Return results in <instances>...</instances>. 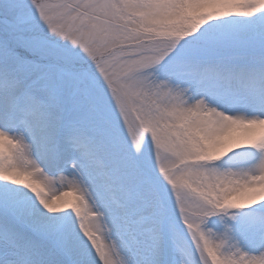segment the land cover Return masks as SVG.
<instances>
[{"label":"snow or ice","instance_id":"6c2138e0","mask_svg":"<svg viewBox=\"0 0 264 264\" xmlns=\"http://www.w3.org/2000/svg\"><path fill=\"white\" fill-rule=\"evenodd\" d=\"M0 264H264V0H0Z\"/></svg>","mask_w":264,"mask_h":264}]
</instances>
